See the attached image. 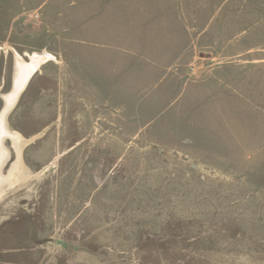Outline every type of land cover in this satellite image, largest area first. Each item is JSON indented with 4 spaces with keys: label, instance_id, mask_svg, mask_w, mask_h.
I'll list each match as a JSON object with an SVG mask.
<instances>
[{
    "label": "rangeland",
    "instance_id": "1",
    "mask_svg": "<svg viewBox=\"0 0 264 264\" xmlns=\"http://www.w3.org/2000/svg\"><path fill=\"white\" fill-rule=\"evenodd\" d=\"M104 5L0 0V115L39 63L6 121L25 144L0 264H264V0Z\"/></svg>",
    "mask_w": 264,
    "mask_h": 264
},
{
    "label": "crops",
    "instance_id": "2",
    "mask_svg": "<svg viewBox=\"0 0 264 264\" xmlns=\"http://www.w3.org/2000/svg\"><path fill=\"white\" fill-rule=\"evenodd\" d=\"M111 8L104 5L105 16L149 18V17H215L220 14L222 0H106ZM104 4V3H103ZM231 16H237L231 12ZM219 16V15H218ZM158 47L170 48V40L162 41ZM210 47L211 45H203ZM215 46V45H214ZM134 47H151L135 45ZM153 47V46H152ZM199 47V45H194Z\"/></svg>",
    "mask_w": 264,
    "mask_h": 264
},
{
    "label": "bare ground",
    "instance_id": "3",
    "mask_svg": "<svg viewBox=\"0 0 264 264\" xmlns=\"http://www.w3.org/2000/svg\"><path fill=\"white\" fill-rule=\"evenodd\" d=\"M39 67V63L35 62L33 64H20L16 70L14 88L18 92H22L29 80L36 73ZM9 101H13L14 91L9 97H5ZM17 99L11 105L14 106ZM6 115L1 113L0 115V200L5 196L8 189L14 187L16 182H20L21 176V154L23 146L25 144L24 138L17 132H11L5 118ZM6 141H9L12 145V149H8L6 146ZM13 154L15 155L16 161L12 165L8 175L4 176L2 167L6 166L12 159ZM5 170V169H4Z\"/></svg>",
    "mask_w": 264,
    "mask_h": 264
},
{
    "label": "water",
    "instance_id": "4",
    "mask_svg": "<svg viewBox=\"0 0 264 264\" xmlns=\"http://www.w3.org/2000/svg\"><path fill=\"white\" fill-rule=\"evenodd\" d=\"M12 91H14V98L12 99L13 101H9L6 98H3V100H4V108L2 109V113L4 115H6L5 116L6 120H8L9 115L11 114V112L14 109V107L16 106V105H14V106L11 107V105L14 103V100L17 99V102H18L21 94L23 93V91L22 92H18L17 90H15L14 87H13ZM1 169L3 171L5 169V166H3Z\"/></svg>",
    "mask_w": 264,
    "mask_h": 264
},
{
    "label": "built area",
    "instance_id": "5",
    "mask_svg": "<svg viewBox=\"0 0 264 264\" xmlns=\"http://www.w3.org/2000/svg\"><path fill=\"white\" fill-rule=\"evenodd\" d=\"M39 15L37 13H34V14H30L29 15V18L32 19V20H38L39 19Z\"/></svg>",
    "mask_w": 264,
    "mask_h": 264
}]
</instances>
